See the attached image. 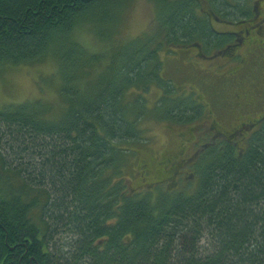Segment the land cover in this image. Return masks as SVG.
Returning <instances> with one entry per match:
<instances>
[{
	"label": "trees",
	"instance_id": "16d2710c",
	"mask_svg": "<svg viewBox=\"0 0 264 264\" xmlns=\"http://www.w3.org/2000/svg\"><path fill=\"white\" fill-rule=\"evenodd\" d=\"M150 1L154 34L109 44L130 0H0V74L54 59L65 100L57 119L0 109V264H264V121L241 144L218 120L222 77H194L206 101L162 77L173 49L229 52L238 31L214 22L255 26V0ZM87 24L103 49L76 38ZM148 119L200 127L179 170L196 184L130 185Z\"/></svg>",
	"mask_w": 264,
	"mask_h": 264
},
{
	"label": "rangeland",
	"instance_id": "374dc122",
	"mask_svg": "<svg viewBox=\"0 0 264 264\" xmlns=\"http://www.w3.org/2000/svg\"><path fill=\"white\" fill-rule=\"evenodd\" d=\"M257 1L258 0H255V2L252 1L253 3L251 4V7L254 8ZM259 2L264 6V0H259ZM156 15L157 4H155V2L150 0H130L126 10L121 15V24L110 39L109 44H123L132 39L138 38L141 35L149 34V36H151V33L154 34V30L151 28ZM251 23L254 22L246 21L237 25L214 22V28L218 31L232 32L236 30L239 31V29H241L238 28L239 26L246 28V25H251ZM88 25L89 24H87L86 27H80L76 31V38H78L89 50L103 49L105 44L99 43L95 33ZM236 37H239L240 39V36L236 35ZM245 51L246 48H243V55L241 52L233 60L231 59L229 62H226L221 56H213L214 58H211L212 60H204L203 58L197 57L196 47L193 46L186 47L185 51L181 49L180 51L173 49V52L168 56V60L170 61H166L165 72L162 77L173 82L177 88H183L181 90L184 92L196 89V91H199V99H205L206 101L208 98L205 96L204 87L201 86V84L199 87L197 84L198 82H196L194 77L197 79L200 78L199 81H201L204 80L202 75L205 77L207 75L218 77L217 74H221L223 71L227 72L231 69L228 74L229 76L232 67L237 65L241 57L248 56ZM258 58L259 57H254V59ZM262 59H264V56ZM248 60L250 65L253 60L251 58ZM259 60L262 61L261 59ZM55 67L54 59L51 60L50 58H45L38 63H29L26 65L20 64V66L8 68L1 72L0 109H4L9 104L39 102L47 105L49 109L47 115L49 118L57 119L63 111L65 100L62 95L61 87L58 86L62 84V79L55 73ZM253 68H255V64ZM212 70L217 74L213 73ZM248 70L249 69L245 64L235 75L230 76V80L226 81L229 82V84H224V88L229 93V98L234 99L233 96L236 93L237 88L238 90H245V86L251 85V82L247 79V77L250 76ZM201 72H204V74H201ZM192 73L196 74L192 76ZM255 84V91L259 90L263 94L264 101V89L257 82H255ZM222 92L224 91L222 90ZM152 95H156V92H153ZM152 95L150 96V99L153 102L156 99V96ZM221 102H223V100ZM226 104L227 103L224 101V103L218 107L220 117H223L224 115L225 120H218L224 129L229 130L239 123L240 116H235L233 111L230 112V106ZM235 119L238 121L236 122ZM241 120L245 119L242 118ZM146 126L148 128L146 134L150 138V141L149 144L139 146L137 149L140 154V164H130L128 167V174L130 177L132 178V174H134L136 178H139L130 182L131 186L142 185L144 188L147 183L149 184L148 186H153L158 180L172 178L175 170L178 169L179 171L183 167L191 163L194 165L197 162L198 156L195 158L196 143L194 142L196 141L200 127H198L197 130L194 129L193 133H189L188 130H191L192 126H168L167 123H157L153 119H148ZM193 158L195 159L193 160ZM190 171L191 168H187L184 172L185 174L180 176L179 173L177 174L175 177L177 182L174 187L175 190L181 188L183 184L188 185L189 182H194L196 184L197 178L193 171H191L192 173ZM182 176H185L186 178H182ZM141 179H143L145 184Z\"/></svg>",
	"mask_w": 264,
	"mask_h": 264
},
{
	"label": "flooded vegetation",
	"instance_id": "af4514ba",
	"mask_svg": "<svg viewBox=\"0 0 264 264\" xmlns=\"http://www.w3.org/2000/svg\"><path fill=\"white\" fill-rule=\"evenodd\" d=\"M254 10L256 13V25L251 26L252 24H247L246 29L244 28L239 30L236 35L240 36V39L237 37L238 39L235 43H230L227 46V51L229 52L224 51L223 53L221 51H216L213 53V56H221L226 62H229L231 59L233 60L235 57H237L242 52L243 48H246L245 53L248 54V56L241 57L237 65L232 67V71L229 76L228 74L231 69L227 72L223 71L221 74H217L215 71H212L213 73L217 74L219 78L222 77L225 81H228L230 80L231 75H235L241 69V67L246 64V67L250 72L248 73L250 76H248L247 79H249L251 82V85L245 86V90H238L237 88L236 93L233 96L234 99H225V102L227 103L226 105L230 106V112L233 111L235 116H240V121L235 119V121H238L239 123L229 129V135L214 129V140L219 135H228L237 139L241 144H244L246 143V139L249 137V135L255 131L264 121L263 94L259 90L255 91V82L260 84V86L264 89V59H262L264 56V6L261 4V2H259V0L255 3ZM196 50L197 57L203 58L204 60H212L214 58L213 56H206L203 50H201L199 47H196ZM243 54L244 53L242 52V55ZM254 57L259 58L254 59ZM249 58L253 60L250 65L248 60ZM259 59H261L263 63ZM254 64L255 68H253ZM255 73H257V76H254ZM225 84L228 85L229 82H226ZM242 118L245 120H241ZM179 172L180 171H178V169L175 170L173 176L176 177Z\"/></svg>",
	"mask_w": 264,
	"mask_h": 264
}]
</instances>
